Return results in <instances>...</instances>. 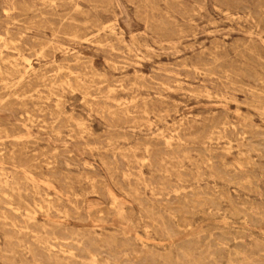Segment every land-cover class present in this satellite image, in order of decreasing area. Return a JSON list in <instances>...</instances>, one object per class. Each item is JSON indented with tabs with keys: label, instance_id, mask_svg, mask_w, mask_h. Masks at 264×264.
I'll list each match as a JSON object with an SVG mask.
<instances>
[{
	"label": "rangeland",
	"instance_id": "obj_1",
	"mask_svg": "<svg viewBox=\"0 0 264 264\" xmlns=\"http://www.w3.org/2000/svg\"><path fill=\"white\" fill-rule=\"evenodd\" d=\"M0 38V264H264V0H0Z\"/></svg>",
	"mask_w": 264,
	"mask_h": 264
},
{
	"label": "bare ground",
	"instance_id": "obj_2",
	"mask_svg": "<svg viewBox=\"0 0 264 264\" xmlns=\"http://www.w3.org/2000/svg\"><path fill=\"white\" fill-rule=\"evenodd\" d=\"M113 1V0H112ZM80 7V6H79ZM76 9H78V8H76ZM5 10V9H4ZM84 22V21H83ZM8 32V31H7ZM122 34V33H121ZM133 34V33H132ZM79 36V35H78ZM118 36V35H117ZM1 39V38H0ZM97 42V41H96ZM43 47V46H42ZM129 50V49H128ZM24 58V57H23ZM26 59V58H25ZM4 61V60H3ZM28 61V60H27ZM29 62V61H28ZM11 63V62H10ZM116 63V62H115ZM29 64H30V62H29ZM28 67V66H27ZM197 67V66H196ZM8 70V69H7ZM27 71V70H26ZM35 71V70H34ZM72 71V70H71ZM198 71V70H197ZM171 72V71H170ZM72 73V72H71ZM143 73V72H142ZM8 74V73H7ZM16 74H18V73H16ZM78 81V80H77ZM162 82V81H161ZM61 84V83H60ZM163 84V83H162ZM121 85V84H120ZM110 91V90H109ZM204 92V91H203ZM83 97V96H82ZM218 97H219V95H218ZM225 97V96H224ZM86 99V98H85ZM117 101V100H116ZM144 101V100H143ZM234 101V100H233ZM55 102V101H54ZM86 102V101H85ZM25 105V104H24ZM106 105V104H105ZM116 105V104H115ZM108 106V105H107ZM127 107V106H126ZM113 108V107H112ZM122 108V107H121ZM116 109V108H115ZM40 110V109H39ZM116 112V111H115ZM146 112V111H145ZM113 114V113H112ZM102 115V114H101ZM116 115V114H115ZM29 116V115H28ZM71 119V118H70ZM148 119V118H147ZM133 121V120H132ZM36 122V121H35ZM135 122V121H134ZM174 123H175V121H174ZM39 127V126H38ZM225 128V127H224ZM176 129H178V128H176ZM157 131V130H156ZM177 133V132H176ZM154 134H155V132H154ZM162 134V133H161ZM166 137V136H165ZM243 138V137H242ZM84 140H85V138H84ZM108 142H110V141H108ZM184 142V141H183ZM109 144V143H108ZM93 145V144H92ZM110 145V144H109ZM257 145V144H256ZM131 146V145H130ZM94 147V146H93ZM105 148V147H104ZM195 148V147H194ZM236 149H238V148H236ZM125 150V149H124ZM222 150V149H221ZM120 151V150H119ZM148 151V150H147ZM217 151V150H216ZM230 151V150H229ZM147 153V152H146ZM115 154V153H114ZM185 154V153H184ZM243 155V154H242ZM135 159V158H134ZM138 161V160H137ZM162 162V161H161ZM230 165V164H229ZM198 169V168H197ZM118 170V169H117ZM178 171V170H177ZM177 171H176V173H177ZM139 175H141V174H139ZM127 176V175H126ZM180 176V175H179ZM214 176V175H213ZM180 178H181V176H180ZM128 180V179H127ZM196 180H197V178H196ZM23 181V180H22ZM144 181V180H143ZM142 181V182H143ZM150 182V181H149ZM8 183V182H7ZM184 188V187H183ZM174 189V188H173ZM165 190V189H164ZM173 191V190H172ZM180 191V190H179ZM175 193V192H174ZM155 197V196H154ZM210 197V196H209ZM113 200V199H112ZM44 203V202H43ZM45 204H47V203H45ZM48 205V204H47ZM245 206V205H244ZM48 209V208H47ZM58 212V211H57ZM197 213V212H196ZM63 216V215H62ZM118 218V217H117ZM19 225H21V224H19ZM18 226V225H17ZM191 227V226H190ZM80 228V227H79ZM182 229V228H181ZM23 231V230H22ZM147 231V230H146ZM54 233V232H53ZM53 236V235H52ZM106 236V235H105ZM100 237V236H99ZM41 240V239H40ZM54 240H56V239H54ZM101 240V239H100ZM44 241V240H43ZM52 241V240H51ZM102 241V240H101ZM59 242V241H58ZM48 243V242H47ZM62 243V242H61ZM49 244V243H48ZM50 247V246H49ZM63 247V246H62ZM89 253V252H88ZM96 260V259H95ZM100 261V260H99ZM98 263V262H97Z\"/></svg>",
	"mask_w": 264,
	"mask_h": 264
}]
</instances>
